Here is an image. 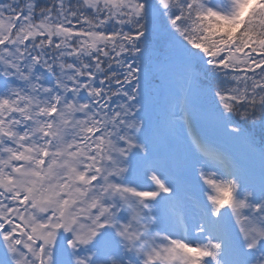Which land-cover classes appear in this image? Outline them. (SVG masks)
I'll return each mask as SVG.
<instances>
[{
    "label": "snow or ice",
    "instance_id": "6c2138e0",
    "mask_svg": "<svg viewBox=\"0 0 264 264\" xmlns=\"http://www.w3.org/2000/svg\"><path fill=\"white\" fill-rule=\"evenodd\" d=\"M0 264H264V0H0Z\"/></svg>",
    "mask_w": 264,
    "mask_h": 264
}]
</instances>
